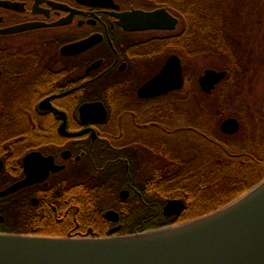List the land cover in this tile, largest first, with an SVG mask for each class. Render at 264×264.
<instances>
[{"label":"flooded vegetation","instance_id":"1","mask_svg":"<svg viewBox=\"0 0 264 264\" xmlns=\"http://www.w3.org/2000/svg\"><path fill=\"white\" fill-rule=\"evenodd\" d=\"M161 8L175 26L137 28L141 12ZM185 29L183 1L0 0V192L26 178L27 154L40 153L29 160L37 180L0 195V232H137V195L151 189L137 180V159H170L171 142L197 134L214 148L217 110L202 102L214 89L186 75ZM172 55L183 85L142 95Z\"/></svg>","mask_w":264,"mask_h":264},{"label":"water","instance_id":"2","mask_svg":"<svg viewBox=\"0 0 264 264\" xmlns=\"http://www.w3.org/2000/svg\"><path fill=\"white\" fill-rule=\"evenodd\" d=\"M140 15L137 28H167V22L171 23L169 27L177 22L165 8ZM226 75V70L207 68L199 82L203 90L211 92ZM183 80L180 60L172 55L140 93L153 95L180 88ZM240 127L236 117H227L220 125L225 133H236ZM36 154L40 153L30 152L25 157L26 178L8 186L0 195L37 180L36 165L29 163ZM1 164L0 160V170ZM184 208L182 199H169L164 214L177 215ZM116 230L111 229L110 233ZM0 264H264V177L220 208L149 230L105 236L0 232Z\"/></svg>","mask_w":264,"mask_h":264},{"label":"trees","instance_id":"3","mask_svg":"<svg viewBox=\"0 0 264 264\" xmlns=\"http://www.w3.org/2000/svg\"><path fill=\"white\" fill-rule=\"evenodd\" d=\"M179 1L184 2V57L186 75L189 76L197 70L196 58L199 55L207 58L215 51L230 50L222 38L226 24V0H169L175 4ZM228 71L230 73V68ZM186 89L194 88L187 84ZM13 113L15 112L10 113V116ZM219 114L217 111L214 148L208 138L197 134L187 137L182 144L171 142L170 159H155L152 162L137 159V180L145 181L147 187L151 185V189H143L142 195H137L134 229L149 230L213 211L235 199L264 177L263 133L248 137L246 135L243 140L236 141L234 134H226L220 130ZM5 121H8L5 114L0 113V134H3ZM9 121L12 123L13 119ZM206 122H202L199 128L202 134L210 130L209 120ZM3 148L4 145L0 144V151ZM123 171L125 172L124 168ZM168 198L184 199V210L177 215L166 216L162 207Z\"/></svg>","mask_w":264,"mask_h":264},{"label":"rangeland","instance_id":"4","mask_svg":"<svg viewBox=\"0 0 264 264\" xmlns=\"http://www.w3.org/2000/svg\"><path fill=\"white\" fill-rule=\"evenodd\" d=\"M224 15L222 38L229 52L215 51L207 58L199 55L195 72L230 68L228 77L211 95L202 97V102L208 108L214 105L213 110L220 112L219 127L227 117L240 121L241 129L234 134L237 141L246 135H264V0H226ZM193 99L187 105H192Z\"/></svg>","mask_w":264,"mask_h":264}]
</instances>
